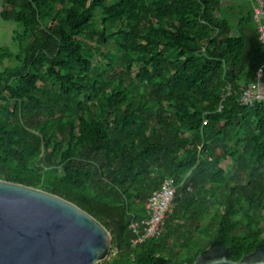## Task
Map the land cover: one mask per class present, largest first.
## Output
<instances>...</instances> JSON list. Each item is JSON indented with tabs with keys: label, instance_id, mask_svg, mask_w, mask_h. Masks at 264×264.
<instances>
[{
	"label": "trees",
	"instance_id": "obj_1",
	"mask_svg": "<svg viewBox=\"0 0 264 264\" xmlns=\"http://www.w3.org/2000/svg\"><path fill=\"white\" fill-rule=\"evenodd\" d=\"M224 1L3 0L22 31L17 54L0 49V179L111 230L101 264L264 248V100L242 101L264 88V22L255 0ZM169 180L161 235L133 245Z\"/></svg>",
	"mask_w": 264,
	"mask_h": 264
},
{
	"label": "water",
	"instance_id": "obj_2",
	"mask_svg": "<svg viewBox=\"0 0 264 264\" xmlns=\"http://www.w3.org/2000/svg\"><path fill=\"white\" fill-rule=\"evenodd\" d=\"M112 241V231L74 203L0 179V264H101ZM194 264H264V248L240 261L210 248Z\"/></svg>",
	"mask_w": 264,
	"mask_h": 264
},
{
	"label": "built area",
	"instance_id": "obj_3",
	"mask_svg": "<svg viewBox=\"0 0 264 264\" xmlns=\"http://www.w3.org/2000/svg\"><path fill=\"white\" fill-rule=\"evenodd\" d=\"M258 4L255 9L256 19L259 22H264V0H255ZM261 39L264 42V23L260 24ZM253 100H264V88L262 86H252L245 93L242 101L244 104H252ZM176 195V187L172 180L166 181L160 190L153 193V196L147 204V209L150 212V217L142 225L145 227V232L140 233L141 225L135 223L133 225L136 238L133 240V245L143 243L150 238L159 237L162 233L163 226L169 214L174 208V199Z\"/></svg>",
	"mask_w": 264,
	"mask_h": 264
},
{
	"label": "rangeland",
	"instance_id": "obj_4",
	"mask_svg": "<svg viewBox=\"0 0 264 264\" xmlns=\"http://www.w3.org/2000/svg\"><path fill=\"white\" fill-rule=\"evenodd\" d=\"M2 5L0 4V12ZM22 28L18 23L8 22L1 18L0 16V49L8 48L12 53L17 54L19 52L18 44L14 41V36L16 32H21ZM14 62L6 60L4 62V67L13 66ZM2 68V67H0ZM138 71L137 67H134V72ZM231 164V160H226L222 166L227 168Z\"/></svg>",
	"mask_w": 264,
	"mask_h": 264
},
{
	"label": "crops",
	"instance_id": "obj_5",
	"mask_svg": "<svg viewBox=\"0 0 264 264\" xmlns=\"http://www.w3.org/2000/svg\"><path fill=\"white\" fill-rule=\"evenodd\" d=\"M245 1H248V0H225L224 3L229 5L231 3H239V2H245ZM0 4L2 5L3 4V0H0Z\"/></svg>",
	"mask_w": 264,
	"mask_h": 264
}]
</instances>
